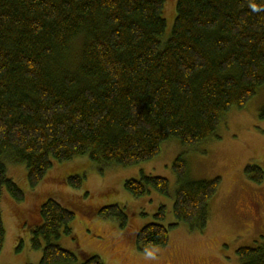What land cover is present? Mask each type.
<instances>
[{
	"label": "trees",
	"instance_id": "16d2710c",
	"mask_svg": "<svg viewBox=\"0 0 264 264\" xmlns=\"http://www.w3.org/2000/svg\"><path fill=\"white\" fill-rule=\"evenodd\" d=\"M175 1L163 36L168 0H0V200L4 191L17 202L25 198L5 162L25 164L30 188L77 157L136 165L156 157L164 141L193 147L215 138L222 117L264 85V0ZM173 168L175 221L162 224L161 205L135 234L139 250L166 246L180 223L207 227L219 178L189 180L181 155ZM245 169L263 181L261 168ZM64 180L81 186L79 176ZM124 188L136 198L169 194L166 178L143 173ZM96 211L127 223L117 204ZM38 216L28 227L30 247L41 250L38 264H103L96 255L79 261L53 242L61 231L72 234L73 211L49 198ZM4 241L0 211V254ZM237 256L241 264H264V241L240 247Z\"/></svg>",
	"mask_w": 264,
	"mask_h": 264
},
{
	"label": "rangeland",
	"instance_id": "374dc122",
	"mask_svg": "<svg viewBox=\"0 0 264 264\" xmlns=\"http://www.w3.org/2000/svg\"><path fill=\"white\" fill-rule=\"evenodd\" d=\"M175 2H167L163 36L170 35ZM81 42L82 38L74 44L73 52ZM263 107L264 85L243 108L233 107L222 117L215 138L193 147L170 139L161 144L156 157L127 167L77 157L55 164L45 180L34 188L28 186L25 164L5 162L7 177L22 189L25 198L17 202L6 191L2 194L0 211L5 241L0 264L39 263L41 250L30 247L28 227L37 225L38 209L49 198L75 214L69 224L72 234L61 231L53 242L74 252L79 261L87 255H96L103 264H241L237 250L264 241V179L256 182L252 177L259 173H247L245 169L257 166L264 170ZM179 155L186 161L189 180L219 178L216 194L209 201L207 227L191 231L180 223L170 230L166 246L139 250L134 243L135 234L153 222L161 205L166 207V220L162 224L167 226L175 221L172 205L178 181L173 162ZM141 173L166 178L169 194L150 191L138 198L131 196L124 182L139 178ZM69 176H79L81 186L66 182L64 178ZM114 204L123 207L127 217L125 227L118 220L97 215L99 207Z\"/></svg>",
	"mask_w": 264,
	"mask_h": 264
}]
</instances>
